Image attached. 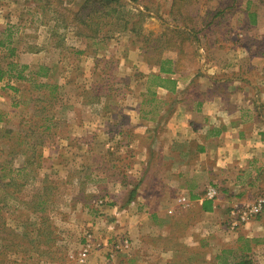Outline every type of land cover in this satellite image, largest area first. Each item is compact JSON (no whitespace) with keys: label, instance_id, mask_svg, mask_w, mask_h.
<instances>
[{"label":"rangeland","instance_id":"rangeland-1","mask_svg":"<svg viewBox=\"0 0 264 264\" xmlns=\"http://www.w3.org/2000/svg\"><path fill=\"white\" fill-rule=\"evenodd\" d=\"M94 1L0 0V67L14 65L12 76L0 81V264H98L99 259L102 264L240 263L244 258L237 249L215 244L218 237L208 242L213 232L202 227L194 228L204 238L193 248L190 229L183 226L172 238L151 243L133 245L126 235L116 236L104 210L106 197L97 193L108 189L98 179L100 164L78 146L95 133L82 126L104 122L95 111L124 112L123 94L131 90L129 79L138 75L127 60L144 57L157 64L182 52L188 65H195L200 43L188 31L204 27L208 11L226 3L121 0L102 9L109 14H99L97 25L89 19ZM247 1L240 0L241 10L258 11L260 25L243 15L221 22L231 31L253 28L246 44L264 51V34H256L259 29L264 33V0ZM131 47H140V53L130 54ZM41 67L46 77L38 74ZM20 72L24 79L17 78ZM234 201H224V210ZM187 215L192 213L180 214ZM263 216L264 211L256 221ZM223 221V231L248 226L226 227V212ZM174 249L176 258L168 253Z\"/></svg>","mask_w":264,"mask_h":264},{"label":"crops","instance_id":"crops-1","mask_svg":"<svg viewBox=\"0 0 264 264\" xmlns=\"http://www.w3.org/2000/svg\"><path fill=\"white\" fill-rule=\"evenodd\" d=\"M239 2L218 0L226 7L208 11V23L189 30L200 43L195 65L189 66L182 52L168 57L176 80L173 91L149 86L151 75L160 73L159 63L144 57L127 60L138 75L129 79L131 90L123 94L124 112L95 111L104 122L80 128L95 132L78 146L100 164L98 179L108 189L97 193L106 197L103 207L113 233L126 235L133 245L167 240L183 226L190 229L189 246L197 247L202 235L194 228L202 227L213 232L208 242L218 237L215 244L238 250L244 258L238 264H264V216L239 232L220 226L226 201L252 202L264 193V51L246 44L253 28L231 31L221 22L229 16L239 21L243 15L260 25L258 11H242ZM256 34L264 33L259 29ZM129 51L135 55L140 47ZM212 186L220 188L223 204L205 199ZM188 212L192 215L180 216ZM168 253L176 258L178 250Z\"/></svg>","mask_w":264,"mask_h":264},{"label":"trees","instance_id":"trees-1","mask_svg":"<svg viewBox=\"0 0 264 264\" xmlns=\"http://www.w3.org/2000/svg\"><path fill=\"white\" fill-rule=\"evenodd\" d=\"M120 1L121 0H95L93 2V5H94V7L92 8L93 11L90 12V14H89V19H92V22L94 24L99 25V22H100L99 20H101L99 14L103 13L102 9L110 8L112 6V3H118V6H119V5H121ZM96 4L100 8L95 7ZM116 12H117V10L113 9L112 14H115ZM108 14L109 13H103V15H108ZM97 17H98L97 20L93 19V18H97ZM82 22L84 23V21H82ZM188 33L190 34L191 32L188 31ZM13 67H14V65L12 63L8 65L7 69L0 67V81H2L6 76H12L13 73H11V71H13ZM159 68H160L159 74H152L151 75V77H150L151 85L150 86L160 87V88H164V89L173 91L175 89V86H176V80L171 78V74L174 73L173 62L169 59L160 61L159 62ZM40 69H41L40 70L41 72L38 74L39 75L41 74L43 77H46L47 76L46 69L43 67H41ZM17 78L18 79H24L25 77H23V75L20 72ZM218 189H219V192L221 193L220 188H218ZM209 201H211V200H209ZM211 202H212V204L215 203L213 201H211ZM228 212H229V210L227 209L226 210L227 215H228ZM228 224H229V221L225 224L226 227L229 228ZM238 229H242V228H238Z\"/></svg>","mask_w":264,"mask_h":264},{"label":"built area","instance_id":"built-area-1","mask_svg":"<svg viewBox=\"0 0 264 264\" xmlns=\"http://www.w3.org/2000/svg\"><path fill=\"white\" fill-rule=\"evenodd\" d=\"M218 187L212 186L205 193V199L211 200L215 203L223 204L226 198L220 196ZM222 198V199H221ZM229 228L236 230L249 225L252 221H256L264 211V196H260L257 200L251 203L233 202L229 207ZM125 243L127 241L124 240ZM84 257L86 254L83 255Z\"/></svg>","mask_w":264,"mask_h":264}]
</instances>
